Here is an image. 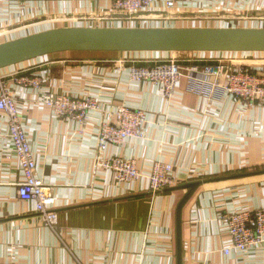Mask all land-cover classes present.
I'll list each match as a JSON object with an SVG mask.
<instances>
[{
  "label": "crops",
  "instance_id": "obj_1",
  "mask_svg": "<svg viewBox=\"0 0 264 264\" xmlns=\"http://www.w3.org/2000/svg\"><path fill=\"white\" fill-rule=\"evenodd\" d=\"M113 0H0V44L62 28L264 29V0H154L127 18ZM227 54V55H226ZM171 53L65 52L0 70L15 99L37 164L52 188L58 224L45 227L23 201L24 177L11 143L0 144V264H178L177 209L191 183H201L181 212L182 264H264V245L229 255L222 215L264 208V103L217 90L200 94L183 78L171 99L160 86L132 82L129 64L169 60ZM185 63L245 66L264 74V53H187ZM189 57V58H188ZM143 62V63H142ZM42 79L41 90L15 76ZM46 94L92 98L107 110H142V137L110 145L101 159L135 160L143 177L118 182L98 165L103 114L80 124L58 117ZM8 117L0 113L7 132ZM155 162L170 164L176 186L149 195Z\"/></svg>",
  "mask_w": 264,
  "mask_h": 264
},
{
  "label": "built area",
  "instance_id": "obj_2",
  "mask_svg": "<svg viewBox=\"0 0 264 264\" xmlns=\"http://www.w3.org/2000/svg\"><path fill=\"white\" fill-rule=\"evenodd\" d=\"M178 0H167V7L173 8ZM154 0H113V11L132 18L137 13L147 10ZM5 31H0V35ZM190 60L179 59L176 54L169 60L155 62L122 61L129 64V75L132 82H147L160 86L164 96L171 99L177 85L183 78L194 80L200 94L212 97L217 90H222L245 103H264V74L252 72L242 65L229 66L218 60L213 66L200 67L185 63ZM12 81L18 85L41 90L43 81L30 74L15 76ZM6 77L0 75V113L8 117L7 132L0 128V144L8 139L11 152L17 157L24 181L19 185V196L23 201L33 202L40 222L48 228L58 224L56 199L52 188L44 184L37 176V164L31 150L22 117L15 99L9 94ZM43 103L55 115L68 121L85 124L91 113L103 114V121L98 134V165L110 170L118 182H135L143 177L135 160L121 157L101 159L108 146H122L128 139L142 137V124L145 114L142 110L118 106L110 111L92 98L74 99L67 95L46 94ZM170 164L155 162L146 178L149 181V195L156 196L176 186ZM228 227L232 245L223 249L225 255L234 252H248L264 245V208L240 213L222 215Z\"/></svg>",
  "mask_w": 264,
  "mask_h": 264
},
{
  "label": "water",
  "instance_id": "obj_3",
  "mask_svg": "<svg viewBox=\"0 0 264 264\" xmlns=\"http://www.w3.org/2000/svg\"><path fill=\"white\" fill-rule=\"evenodd\" d=\"M65 52L264 53V29L62 28L0 44V70ZM201 183H191L177 209L178 264L181 212Z\"/></svg>",
  "mask_w": 264,
  "mask_h": 264
},
{
  "label": "rangeland",
  "instance_id": "obj_4",
  "mask_svg": "<svg viewBox=\"0 0 264 264\" xmlns=\"http://www.w3.org/2000/svg\"><path fill=\"white\" fill-rule=\"evenodd\" d=\"M172 54V56L174 55V54H176L177 55V57H179V59H183V55H186L187 53L185 52V53H180V52H172L171 53ZM229 54V53H228ZM227 55V54H226ZM172 58V57H171ZM189 58V57H188ZM123 60H121V62H122Z\"/></svg>",
  "mask_w": 264,
  "mask_h": 264
}]
</instances>
